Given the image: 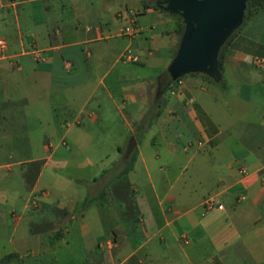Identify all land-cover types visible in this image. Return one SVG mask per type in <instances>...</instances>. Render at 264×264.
Listing matches in <instances>:
<instances>
[{"label":"crops","instance_id":"1","mask_svg":"<svg viewBox=\"0 0 264 264\" xmlns=\"http://www.w3.org/2000/svg\"><path fill=\"white\" fill-rule=\"evenodd\" d=\"M50 1L0 0V264H264V30L252 34L240 25L224 42L221 84L200 72L168 81L177 90L162 93L154 134L144 145L135 138L127 175L136 213L123 219L121 204L85 187L117 178L120 168L106 180L108 171L100 173L114 157L91 158L87 148L105 144L103 132L116 119L118 137L108 135L114 154L150 127L139 117L154 84L122 87L131 77L123 65L164 64L178 20L155 0H122L125 10L114 0ZM263 6L259 0L248 21L259 14L264 23ZM129 10L141 26L137 34L101 36ZM153 13L161 22L146 20ZM162 21L173 26L156 30ZM127 45L137 61L119 59ZM33 49L43 58L35 60ZM78 92L74 109L70 94ZM117 97L129 98L128 119ZM62 144L95 169L81 177L47 168L45 152ZM85 196L91 203L82 207ZM208 196L221 207L206 208Z\"/></svg>","mask_w":264,"mask_h":264},{"label":"rangeland","instance_id":"2","mask_svg":"<svg viewBox=\"0 0 264 264\" xmlns=\"http://www.w3.org/2000/svg\"><path fill=\"white\" fill-rule=\"evenodd\" d=\"M48 2H52L50 0H47ZM116 2H120L122 0H114ZM259 0H254L252 1L253 4L256 5V3ZM261 1V0H260ZM96 2V0H95ZM121 5L123 6V9H127V7L124 6L123 2H120ZM152 3V2H151ZM255 5L253 7H255ZM155 7H159L162 8L163 11L160 12H164V14H167L166 16H174L177 18V20L179 21V17L178 15H176L173 12H170L168 10H166L163 5H155ZM262 11H264V6L260 9ZM133 11V10H131ZM156 13H153L152 15L150 14H146L144 17H146V20H150L153 21L154 23L156 21H160L156 15ZM259 14H256L253 17V22L251 23L249 18L247 19L244 18V20L242 21V23L239 25L240 28L245 29L250 31L252 34H255L257 30H264V23L263 21H260L259 18ZM148 18V19H147ZM177 21V22H178ZM161 22V21H160ZM163 22V21H162ZM250 22V23H249ZM252 24V25H250ZM250 25V26H248ZM173 26V24L171 22H163L162 24L158 22L157 26H156V30L159 29H171V27ZM248 26V27H247ZM111 32V31H109ZM175 36H176V41L174 44V48L171 50L170 54L171 57L173 56L176 47L178 45L181 33L179 32V28L177 25V30L175 32ZM170 61L169 58L166 59V62H164V64H159V61L157 59L154 60H150V61H143V62H134V63H128L127 65H123V68L126 69V71H128L131 75V77H129L128 79L123 80L121 86L125 87V88H131V91L135 90L138 88V85L141 83V79L142 82H145L146 84H148V86L152 83L154 84V92H153V97L147 102L146 106H145V114L141 115L139 117V121L148 124L150 127L146 130V131H135V138L136 140L139 141V143L141 144H145L146 143V138L152 136V134H154V123L156 122V118L157 115L159 113V111L162 108V93L165 95L166 94V89L170 90V91H176V85L174 83L171 82H167L164 84V81L161 79V74L160 71L162 69H164L166 67V65L168 64V62ZM119 64V63H118ZM159 74L158 78L157 75ZM202 74V73H200ZM203 76H205L206 78H208L209 81L211 82H216L218 84H221L222 82V78L219 77L216 81L212 80L211 78H209L208 76L202 74ZM91 77L94 79L95 77V73L91 74ZM108 78V77H107ZM106 82L108 83V79H106ZM111 91H114L112 86H110L109 88ZM66 90V89H65ZM81 92V91H80ZM80 92L78 93H71L70 95L73 96L72 100H69L71 103V106L74 107V109H77L81 103V97L80 95H82ZM69 93V91H68ZM58 95H56L55 100H57V103L62 102L61 97L58 99L57 97ZM117 102L119 104H122L121 110L123 113V117L128 119V114L126 113V110L131 107L130 104V100L129 98H119L117 97ZM126 103V104H125ZM125 104V105H124ZM89 106H86V109H89ZM85 115V114H84ZM260 122L264 123V114H260ZM111 126V130L110 131H105L103 132L105 135H107V139L109 140L108 135L110 136V139H115L118 137L119 131H118V127H121V120L118 121L117 119L115 120V122L113 121L112 124H110ZM125 130H123L124 132ZM127 131H125L124 133H126ZM37 133V132H36ZM102 133V132H100ZM46 136H48L46 134ZM108 140H106L105 144H102L101 146H94L91 148H87V154L90 155L91 158H96L98 156H101L103 153H108L107 156L108 157H114V161L111 164V167H109L110 169L108 170L107 174H106V180L108 178L109 175H111L113 173V170H118L119 168H121L122 166V159H127L129 158L130 154H133L132 160L135 156L136 153V145L132 148L131 152L129 153L128 156L126 157H122L123 156V149H124V145L119 149L117 154H114V150L113 148L109 147L108 145ZM64 153L66 154V156L62 159H58V156H60V153ZM46 154L49 153V158L47 160V164L46 167L47 168H60V169H64L74 175H78L81 177H86V175H88L89 173H91V171H93L94 168V164L88 163L84 158V153L81 154V152L79 153L77 151V149L74 146H65L64 144L59 145L58 147L55 148L54 151H46ZM86 154V155H87ZM97 165H102V162H98ZM14 168V167H13ZM193 182V180L191 181ZM86 185V184H85ZM87 188V191L90 194H94L96 193L100 188L103 190L102 195L100 196L101 199H103V201L106 202H112V203H119L121 204V214H122V218H132L135 215V201L132 195V184L128 178L127 172L119 175L117 178H113L111 180H109L108 182H106L105 184H94V183H89L88 186H85ZM91 201V200H89ZM91 202H86L85 206L87 204H89ZM108 220V219H107Z\"/></svg>","mask_w":264,"mask_h":264},{"label":"water","instance_id":"3","mask_svg":"<svg viewBox=\"0 0 264 264\" xmlns=\"http://www.w3.org/2000/svg\"><path fill=\"white\" fill-rule=\"evenodd\" d=\"M247 0H164L163 7L178 14L183 30L163 81L189 72H203L213 79L220 77L218 50L229 34L242 22ZM135 137L130 135L123 157L131 152Z\"/></svg>","mask_w":264,"mask_h":264},{"label":"built area","instance_id":"4","mask_svg":"<svg viewBox=\"0 0 264 264\" xmlns=\"http://www.w3.org/2000/svg\"><path fill=\"white\" fill-rule=\"evenodd\" d=\"M140 30H141V26H139L136 23L135 13L133 11L129 10L127 13L126 19L122 24H120L115 30H113L111 32H107L104 34L101 33V36L105 35V36H127V37H131V36L137 34ZM5 48H6V40L4 37L0 36V57L3 56ZM32 54H33V57L35 60H40L43 58L41 52L37 49H33ZM118 57L122 61H137L138 60V56L132 52V49L130 48L129 45L125 46L121 50ZM258 60H260V59H258ZM238 172L240 173V175L242 177H246L249 173V172H247L246 168L241 164L238 166ZM237 197L243 198L244 194L240 193ZM203 205L206 208H211L212 206L221 207V204L217 203L215 201V199L213 198V196H208L207 198H205V200L203 201Z\"/></svg>","mask_w":264,"mask_h":264},{"label":"trees","instance_id":"5","mask_svg":"<svg viewBox=\"0 0 264 264\" xmlns=\"http://www.w3.org/2000/svg\"><path fill=\"white\" fill-rule=\"evenodd\" d=\"M252 1H254V0H247L246 1V8H245V12H244V16H243V19H242V21L244 20V18H246L252 11H253V6L255 5V4H253V2ZM165 4V2H164V0H155V2L153 3V5L155 6V5H164ZM176 14V13H175ZM176 15H178V14H176ZM178 17H179V21H178V23H177V25H178V28H179V32L181 33L182 32V30H183V22H182V19H181V17L178 15ZM242 23V22H241ZM240 23V24H241ZM239 24V25H240ZM239 25L229 34V36L225 39V41L231 36V34L239 27ZM177 30V29H176ZM224 41V42H225ZM224 42L221 44V46L219 47V50H218V54H217V58H218V68H219V70H221V59H220V56H221V47L223 46V44H224ZM165 71V70H164ZM163 71V72H164ZM192 73V72H191ZM200 73H202V74H204V75H206V76H208L209 78H211L212 80H214L211 76H209V75H207V74H205V73H203V72H200ZM184 75V74H183ZM183 75H181V76H183ZM181 76H179V77H181ZM179 77H177V78H179ZM168 81H170V80H167V81H164V84L165 83H167ZM216 81V80H215ZM120 149V148H119ZM132 157H133V154L131 153L130 154V156H129V158H127V159H122V166H121V168L118 170V173H119V175H121V174H123V173H125V172H127L128 171V169L130 168V166H131V163H132ZM110 168H107V169H105V170H103L101 173H100V175H104V172H107L108 170H109ZM76 180L78 181V182H82L83 180L81 179V178H76ZM103 193V191L101 190L100 191V194H102ZM90 200V197L89 196H85V198L83 199V201H82V207H84L85 206V203L87 202V201H89Z\"/></svg>","mask_w":264,"mask_h":264}]
</instances>
